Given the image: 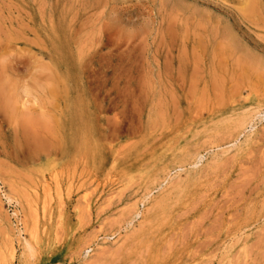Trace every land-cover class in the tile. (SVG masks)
<instances>
[{"label":"rangeland","instance_id":"obj_1","mask_svg":"<svg viewBox=\"0 0 264 264\" xmlns=\"http://www.w3.org/2000/svg\"><path fill=\"white\" fill-rule=\"evenodd\" d=\"M0 264H264V0H0Z\"/></svg>","mask_w":264,"mask_h":264},{"label":"bare ground","instance_id":"obj_2","mask_svg":"<svg viewBox=\"0 0 264 264\" xmlns=\"http://www.w3.org/2000/svg\"><path fill=\"white\" fill-rule=\"evenodd\" d=\"M50 149V148H49ZM46 152H48V151H46Z\"/></svg>","mask_w":264,"mask_h":264}]
</instances>
